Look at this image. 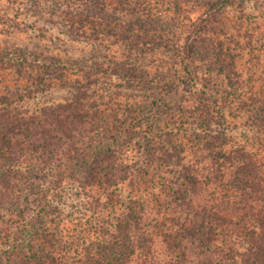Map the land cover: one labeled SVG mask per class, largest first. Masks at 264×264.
<instances>
[{
  "label": "trees",
  "instance_id": "1",
  "mask_svg": "<svg viewBox=\"0 0 264 264\" xmlns=\"http://www.w3.org/2000/svg\"><path fill=\"white\" fill-rule=\"evenodd\" d=\"M5 1L53 4L93 48L68 74L61 57L0 46L18 78L0 94V264H264V96L228 12L247 0H163L195 11L177 30L146 14L152 0ZM53 81L67 94L41 101ZM226 108L245 127L234 144L212 128ZM175 113L196 120L186 143Z\"/></svg>",
  "mask_w": 264,
  "mask_h": 264
},
{
  "label": "rangeland",
  "instance_id": "2",
  "mask_svg": "<svg viewBox=\"0 0 264 264\" xmlns=\"http://www.w3.org/2000/svg\"><path fill=\"white\" fill-rule=\"evenodd\" d=\"M26 7L21 13L16 14L10 3L0 0V46H21L24 49L38 52L44 56L55 55L61 57L69 68L67 69L68 74L71 72L77 74L79 71L71 65V62L75 59L80 60L83 56L87 57L92 51L93 43L86 42L76 35H72L62 24L59 9H56L53 4L44 2L35 7L29 8V5ZM189 9V7H185L184 13L195 17V11L191 12ZM242 10L241 12L239 9L230 8L228 11L231 21L235 24L232 32L236 36L232 40L236 41L235 44L241 52V57L238 59L242 63L243 72L246 75L250 74L255 90L264 96V0H247ZM140 12H144L142 8H140ZM184 13L175 14L170 10L167 2H163V0H152L150 7L146 9V14L154 19L155 23L159 22L163 28L173 30L179 29L182 17L185 15ZM240 14L244 17H241ZM237 16L244 20L240 31H237L238 27H236ZM246 32L252 33L250 35V48L244 46L247 41V35L244 34ZM170 36L169 39L171 40ZM155 55L168 56L164 55L162 51H157ZM14 72L12 69H0V94H4L17 86L18 78L17 76L15 77L16 73ZM72 76L71 78H73ZM111 78L110 80H100L99 84L118 83L116 78ZM51 84L46 96L39 97L41 101L48 99L50 101H59L67 94L66 88H60L54 81ZM201 87L202 80L198 78L195 81L193 90H198ZM38 100L34 99L26 101V103L34 105ZM233 108L232 106L231 109ZM231 109H222L223 117L217 114V120L219 119L220 122H213L212 128L218 132L222 131L225 133L228 142L234 144L242 140L245 127L243 119L235 115ZM166 119L168 127L176 131L177 137L184 143L187 142L188 133L191 129L197 126L194 116L188 114L175 113ZM180 122H184V124L182 125ZM185 148V161L193 162L195 157L187 146ZM73 192L74 189L69 190L66 194L67 200L65 202H67V205L73 203L79 205V201L82 200ZM67 205H65L66 210L69 209Z\"/></svg>",
  "mask_w": 264,
  "mask_h": 264
}]
</instances>
